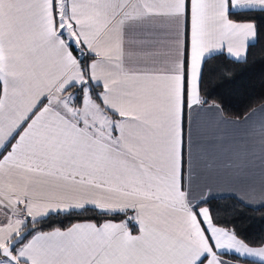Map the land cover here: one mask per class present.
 <instances>
[{
    "label": "snow or ice",
    "instance_id": "6c2138e0",
    "mask_svg": "<svg viewBox=\"0 0 264 264\" xmlns=\"http://www.w3.org/2000/svg\"><path fill=\"white\" fill-rule=\"evenodd\" d=\"M261 31L264 0H0V264H264L210 206L249 160L200 127Z\"/></svg>",
    "mask_w": 264,
    "mask_h": 264
},
{
    "label": "trees",
    "instance_id": "16d2710c",
    "mask_svg": "<svg viewBox=\"0 0 264 264\" xmlns=\"http://www.w3.org/2000/svg\"><path fill=\"white\" fill-rule=\"evenodd\" d=\"M204 92L227 117L235 119L245 118L264 103V31L250 45L246 62L236 63L226 56L208 61ZM210 206L220 221L226 222L224 226L235 228L250 245L264 241V206L249 207L230 196L214 198Z\"/></svg>",
    "mask_w": 264,
    "mask_h": 264
},
{
    "label": "crops",
    "instance_id": "0c3cea01",
    "mask_svg": "<svg viewBox=\"0 0 264 264\" xmlns=\"http://www.w3.org/2000/svg\"><path fill=\"white\" fill-rule=\"evenodd\" d=\"M257 40V39H256ZM254 41H250V45ZM264 107V103L255 108L246 116L251 117L247 122L243 119H235L227 117L223 111L220 114L207 113L201 116L200 127L205 140H216L214 145L215 155L219 161H223L226 157H235L239 155L241 159H248L249 163L245 166L246 171L242 173L243 177L251 182L254 187V192H249L245 195L240 190V185L237 182V176L241 173L225 172L222 165L219 173L214 177L215 187L212 195L215 198L235 197L243 204L260 208L264 203V198L260 196V189L264 183V170L261 168V140L259 138V130L261 122H264V113L259 109ZM230 121H240L241 123H230ZM232 261V264H261L257 258L237 257L229 254L222 257ZM249 260L251 262H246Z\"/></svg>",
    "mask_w": 264,
    "mask_h": 264
}]
</instances>
